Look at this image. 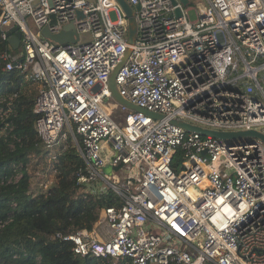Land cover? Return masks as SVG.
Returning a JSON list of instances; mask_svg holds the SVG:
<instances>
[{"label": "built area", "instance_id": "built-area-1", "mask_svg": "<svg viewBox=\"0 0 264 264\" xmlns=\"http://www.w3.org/2000/svg\"><path fill=\"white\" fill-rule=\"evenodd\" d=\"M127 1L140 6L133 44L117 0H0L2 39L21 31L20 47L2 54L5 70L39 84L42 143L71 137L86 163L78 182L117 196L93 228L56 237L82 257L130 264H264V141L171 122L264 134V0H196L195 19L191 0ZM70 23L76 43L42 33ZM129 48L119 92L163 118L122 105L123 123L114 118L109 77Z\"/></svg>", "mask_w": 264, "mask_h": 264}, {"label": "trees", "instance_id": "trees-1", "mask_svg": "<svg viewBox=\"0 0 264 264\" xmlns=\"http://www.w3.org/2000/svg\"><path fill=\"white\" fill-rule=\"evenodd\" d=\"M8 50L9 42L0 36V264H130L127 259L82 257L74 253L71 240L56 237L93 228L117 196L78 182L86 163L71 137L56 164L48 165L55 172L52 185L32 192V156H38L35 164L48 156L35 129L39 84L18 69L5 70L2 54Z\"/></svg>", "mask_w": 264, "mask_h": 264}, {"label": "water", "instance_id": "water-1", "mask_svg": "<svg viewBox=\"0 0 264 264\" xmlns=\"http://www.w3.org/2000/svg\"><path fill=\"white\" fill-rule=\"evenodd\" d=\"M119 4L122 6L124 12L126 13L129 21V42L133 44L136 41L137 37V31H138V22H137V15H136V9L138 10L140 6H136L135 8L131 6V4L127 0H117ZM184 4H188V0H183ZM180 15V12H178ZM13 35L9 38V44L14 50H17L20 47V38H21V31L19 30V27L16 26L12 33ZM42 33L45 37L56 41L58 43H76L78 41V33L75 30L74 24L70 23L65 26L64 30L60 33H52L48 26H45L42 30ZM131 53V49L129 48L121 61V63L112 71L109 77V89L112 94V98L120 105L127 107L129 110L132 111H138L143 112L147 115H151L157 118H163L164 116L157 112L149 111L143 107H140L127 99H125L119 92L118 85L116 82V76L119 71V69L122 67V65L126 62L127 58L129 57ZM172 123L179 125L183 127L184 129L188 131H196L202 135H210L215 138L226 140V141H232V140H238V139H244V138H259L262 141H264V134L255 130H243V131H235V132H225V131H217V130H211L202 128L199 126H195L193 124L187 123L184 120L181 119H172ZM113 166L109 165L106 167V171L108 173L111 172Z\"/></svg>", "mask_w": 264, "mask_h": 264}, {"label": "rangeland", "instance_id": "rangeland-1", "mask_svg": "<svg viewBox=\"0 0 264 264\" xmlns=\"http://www.w3.org/2000/svg\"><path fill=\"white\" fill-rule=\"evenodd\" d=\"M189 7H191L190 10V16L192 19L196 18V9L195 8H201L204 6V3L202 2H196V0H191V2L188 4ZM110 16L113 20L117 19V14L114 10L110 12ZM31 26L33 29H35L33 23H31ZM83 39H89L91 38V35L89 34H83ZM108 104L112 107L114 111V118L120 122L123 123V118L126 114L125 111H122L121 105L118 104L112 97L107 101ZM66 141H58L52 148L48 149V156L46 159H43L38 164L36 158L38 156H32V164L29 166V171L31 175V189L32 192L38 193L44 190H47L48 187L52 185V182L55 180V172L52 170V165L56 164L57 156L60 154L61 151H63L65 148H61L62 145L65 144ZM69 144V141L67 140V143L63 146H67ZM51 168H49V166ZM117 175L120 179H122L125 174L121 173V169H117ZM132 175H135V171L132 172Z\"/></svg>", "mask_w": 264, "mask_h": 264}, {"label": "crops", "instance_id": "crops-1", "mask_svg": "<svg viewBox=\"0 0 264 264\" xmlns=\"http://www.w3.org/2000/svg\"><path fill=\"white\" fill-rule=\"evenodd\" d=\"M112 170H113V168H112ZM112 170H111V172H112Z\"/></svg>", "mask_w": 264, "mask_h": 264}]
</instances>
